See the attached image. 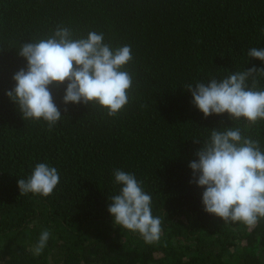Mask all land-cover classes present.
I'll return each mask as SVG.
<instances>
[{
    "label": "trees",
    "instance_id": "obj_1",
    "mask_svg": "<svg viewBox=\"0 0 264 264\" xmlns=\"http://www.w3.org/2000/svg\"><path fill=\"white\" fill-rule=\"evenodd\" d=\"M58 26L77 39L103 33L113 49L131 46L122 70L132 89L117 116L99 105H64L65 84L50 89L62 117L49 129L24 120L5 95L26 68L21 45ZM253 47L264 49V0H0V264H264V220L249 229L206 213L189 167L213 129L238 128L264 151V120L205 119L186 89L264 68L247 55ZM255 80L264 90V75ZM38 163L55 167L59 184L48 197L20 195L17 180ZM117 169L152 197L158 243L113 223ZM45 229L47 247L34 255Z\"/></svg>",
    "mask_w": 264,
    "mask_h": 264
},
{
    "label": "clouds",
    "instance_id": "obj_2",
    "mask_svg": "<svg viewBox=\"0 0 264 264\" xmlns=\"http://www.w3.org/2000/svg\"><path fill=\"white\" fill-rule=\"evenodd\" d=\"M18 55L27 62L12 79L15 86L5 92L24 120H43L51 129L61 119L51 88L65 85L64 105H99L108 116H117L128 104L132 89L131 75L122 69L132 59L130 45L112 48L104 43V34L89 32L86 38H74L68 27L58 26L54 33L38 42L21 45ZM247 55L264 62V49L251 48ZM264 68L255 66L235 72L224 79L186 85L192 104L203 114H228L250 124L264 120V90L255 89L256 75ZM252 78V87L247 81ZM67 109H65L66 111ZM194 143H201L193 139ZM190 162L192 180L203 189L202 205L206 213L225 224L242 223L249 229L264 220V151L259 142L243 137L238 128L211 130L210 139L195 153ZM120 192L110 198L108 212L113 223L138 233L146 244L158 243L162 220L152 214V197L142 188L134 174L114 170ZM60 182L58 171L45 163L36 164L27 179H18L20 195L48 197ZM51 236L45 229L32 249L40 255Z\"/></svg>",
    "mask_w": 264,
    "mask_h": 264
}]
</instances>
